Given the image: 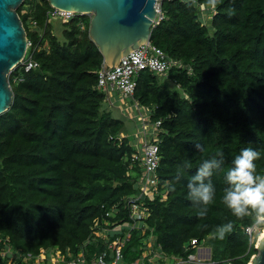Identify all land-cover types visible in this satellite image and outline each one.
<instances>
[{"label": "trees", "instance_id": "trees-1", "mask_svg": "<svg viewBox=\"0 0 264 264\" xmlns=\"http://www.w3.org/2000/svg\"><path fill=\"white\" fill-rule=\"evenodd\" d=\"M203 3L190 8L181 0L161 1L162 18L152 25L149 41L177 62L166 74L145 69L135 76L134 100L148 107L151 123L160 121L162 186L153 199L140 200L148 214L133 228L127 226L126 200L138 191L141 166L131 160L136 149L123 120L107 107L116 102L105 101L96 87L103 57L88 37L89 17L73 16L59 37L47 21L48 0H24L17 7L31 42L28 55L38 66L24 71L18 64L10 71L12 102L0 114L3 264L10 257L11 264H34L40 248L109 255L114 239L123 241L121 260L129 264L142 258L150 237L151 255L160 253L156 264L176 258L196 264L188 256L202 245L209 249L203 264H248L258 252L256 237L251 241L245 231L255 220L235 217L222 195L225 174L243 148L261 153L256 165L264 174V0H221L214 11L207 8L208 23ZM219 151L224 163L212 177L216 196L201 218L187 184L203 160ZM184 161L192 167L177 182ZM172 183L175 191L168 188ZM116 204L118 210H110ZM229 221L233 232L214 238L216 227ZM96 229L105 236L95 235ZM28 253L31 258L22 261Z\"/></svg>", "mask_w": 264, "mask_h": 264}, {"label": "built area", "instance_id": "built-area-1", "mask_svg": "<svg viewBox=\"0 0 264 264\" xmlns=\"http://www.w3.org/2000/svg\"><path fill=\"white\" fill-rule=\"evenodd\" d=\"M162 0H155L156 15L153 20V24L158 23L162 18L160 4ZM77 15L76 12L72 10H66L63 8L52 7L47 12V20L59 19L62 21H68L73 16ZM36 25L35 21L32 23ZM83 28V25H81ZM31 46L29 39L26 41V49L23 57L20 60L21 66H23L24 71H29L32 68L38 66V63L31 57V55H26ZM122 66L111 67L109 70H105L104 65L98 70L97 75V89L104 91L106 93L105 101L112 104L111 93L116 94L122 99H132L135 103V107L138 110L137 116H139L142 123L141 135L136 138V142L133 143L135 146V152L131 155V160L138 162L141 166V173L136 182L138 191L136 195L128 197L126 200V206L130 210L131 223L127 225L130 228L139 227L141 220L147 216V209L141 206L140 200L144 198L153 199L156 194L160 191L157 169L159 167L160 155L158 147V136L160 121L151 123L149 120V109L148 107L140 106L137 101L134 100V91L136 86L135 76L142 70L148 69L156 74L163 75L176 64L177 60L170 59L167 57L165 52L161 50L150 41L141 44L138 48L130 51L126 55L120 58ZM147 114V115H146ZM132 116V114H131ZM133 118V117H131ZM150 126L149 131L147 127ZM162 200L166 198L165 191H162ZM110 210L117 211L118 205L116 204ZM106 215H109L107 212ZM264 223H255L252 226L245 227V231L251 236V241L259 234ZM98 226V220L95 219L93 222V229ZM93 233L97 236H105L102 231L94 230ZM128 236V235H127ZM257 239V238H256ZM256 242V241H255ZM153 238L150 237L145 241V250L143 252L142 258H148L150 264H156L153 259L160 258V253L155 252L151 255ZM123 241L120 239H114L108 244L110 249V254L106 252H101L92 257H86L83 252H79L76 255L70 256L68 252L63 253L58 248L44 249L40 248L39 252L34 257V264H125L122 262L121 258V246ZM193 246L197 245L196 239L191 240ZM150 255V257H149ZM4 253H0V264H3L2 257ZM31 254H26L21 256L22 261L29 260ZM139 259L135 262L129 264H146L143 260ZM174 264H183L184 261L175 259ZM204 259L197 257L196 253L188 256L187 262H192L196 264H203ZM11 257L6 261V264H11ZM15 263V262H14ZM18 264V263H16ZM171 264V263H166Z\"/></svg>", "mask_w": 264, "mask_h": 264}, {"label": "water", "instance_id": "water-1", "mask_svg": "<svg viewBox=\"0 0 264 264\" xmlns=\"http://www.w3.org/2000/svg\"><path fill=\"white\" fill-rule=\"evenodd\" d=\"M24 0H0V114L12 102L8 74L26 49V32L16 11ZM49 4L90 14L88 37L98 47L105 70L122 66L120 58L149 41L155 0H48ZM116 185V184H115ZM248 264H264V235Z\"/></svg>", "mask_w": 264, "mask_h": 264}, {"label": "clouds", "instance_id": "clouds-1", "mask_svg": "<svg viewBox=\"0 0 264 264\" xmlns=\"http://www.w3.org/2000/svg\"><path fill=\"white\" fill-rule=\"evenodd\" d=\"M181 2L190 8L198 6V0H181ZM220 3L221 0H204L203 5L199 6L214 11ZM77 15L83 14L77 13ZM84 15L90 17V14ZM51 20L47 21L51 23ZM194 148L197 151H204V147L199 143H195ZM260 157L261 153L251 147L241 149L225 174L226 186L223 188L222 195L223 203L235 217L238 219L250 217L256 223H264V174L258 173L256 165ZM223 163L224 153L222 151L215 153L210 159H204L187 184L188 198L198 209L197 214L201 218L207 215L209 206L214 202L216 187L212 177L221 170ZM191 167L190 162L184 161L178 166L174 179L178 182L184 172L190 170ZM168 188L170 191H175V184H169ZM233 230L234 224L231 221L221 224L216 227L214 238L223 240Z\"/></svg>", "mask_w": 264, "mask_h": 264}, {"label": "rangeland", "instance_id": "rangeland-1", "mask_svg": "<svg viewBox=\"0 0 264 264\" xmlns=\"http://www.w3.org/2000/svg\"><path fill=\"white\" fill-rule=\"evenodd\" d=\"M200 9L202 11L201 16L205 19L204 22H206V20L208 19V13H206L207 8L201 7ZM206 23H208V22H206ZM51 24L53 26V31L55 32V34L57 36L61 37L62 36V29L64 27L63 22L61 20H58V19H52ZM28 54H29V52L26 53V55H28ZM170 85L173 86L172 83H170ZM110 95H111L112 101L118 103L123 108V109H112V114L123 120V123H124L123 132L128 135L130 140L136 139L137 137H139L141 135L142 123H141L139 116H137L138 110L135 107V103L130 98L122 99V98H119L114 93H111ZM131 114H132V116H131ZM131 117H133V118H131ZM149 128H150V126H148L146 130L149 131ZM263 228H264V224H262V229ZM262 229H261V231H262ZM261 231L256 236L257 239L255 242V246L259 244L258 238H259ZM196 255L198 258L206 260L208 258V255H209L208 247H206L204 245L197 247ZM13 264H16V263H13Z\"/></svg>", "mask_w": 264, "mask_h": 264}, {"label": "crops", "instance_id": "crops-1", "mask_svg": "<svg viewBox=\"0 0 264 264\" xmlns=\"http://www.w3.org/2000/svg\"><path fill=\"white\" fill-rule=\"evenodd\" d=\"M107 105L106 104H104V108L106 107ZM108 107V109H110V110H112V109H123L118 103H116V105L115 104H113V106L112 107H110V106H107ZM124 111V110H123ZM136 142V139H134L133 140V143H135ZM117 229H119L118 227H115L114 228V231H116ZM128 232H125V234H127ZM143 256V255H142ZM150 256V255H149ZM144 259H146V258H142V260L144 261ZM158 259L159 258H154L153 260L155 261V262H157L158 261ZM166 263H169L168 261H166L165 262V264Z\"/></svg>", "mask_w": 264, "mask_h": 264}, {"label": "bare ground", "instance_id": "bare-ground-1", "mask_svg": "<svg viewBox=\"0 0 264 264\" xmlns=\"http://www.w3.org/2000/svg\"><path fill=\"white\" fill-rule=\"evenodd\" d=\"M264 235V228L262 229V231H261V233H260V235H259V238H258V240H260L261 239V237ZM259 242V241H258Z\"/></svg>", "mask_w": 264, "mask_h": 264}]
</instances>
